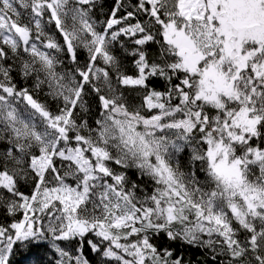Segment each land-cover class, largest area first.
Masks as SVG:
<instances>
[{
	"label": "snow or ice",
	"instance_id": "1",
	"mask_svg": "<svg viewBox=\"0 0 264 264\" xmlns=\"http://www.w3.org/2000/svg\"><path fill=\"white\" fill-rule=\"evenodd\" d=\"M97 7L0 0V264H264V0Z\"/></svg>",
	"mask_w": 264,
	"mask_h": 264
},
{
	"label": "trees",
	"instance_id": "2",
	"mask_svg": "<svg viewBox=\"0 0 264 264\" xmlns=\"http://www.w3.org/2000/svg\"><path fill=\"white\" fill-rule=\"evenodd\" d=\"M113 2L114 0H98V7L95 14L99 17L101 22L106 18V14L110 10ZM99 5H103V7H100ZM49 28L52 29V33L56 35L57 39H60L59 35L55 32L54 27L52 25H49ZM178 250L182 251L185 255V258L188 260L198 261L199 264H210V255L203 252L202 250L192 248H182ZM10 259L12 261V264H20V262L23 260V257L19 253H17L15 256L10 257Z\"/></svg>",
	"mask_w": 264,
	"mask_h": 264
}]
</instances>
